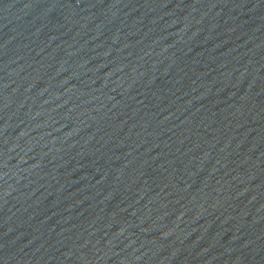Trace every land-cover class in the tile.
<instances>
[{
	"label": "water",
	"instance_id": "95a60500",
	"mask_svg": "<svg viewBox=\"0 0 264 264\" xmlns=\"http://www.w3.org/2000/svg\"><path fill=\"white\" fill-rule=\"evenodd\" d=\"M0 264H264V0H0Z\"/></svg>",
	"mask_w": 264,
	"mask_h": 264
}]
</instances>
